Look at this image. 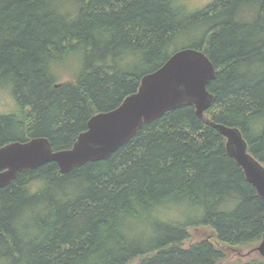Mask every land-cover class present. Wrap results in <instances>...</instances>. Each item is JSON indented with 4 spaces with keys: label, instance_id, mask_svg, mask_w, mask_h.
<instances>
[{
    "label": "trees",
    "instance_id": "16d2710c",
    "mask_svg": "<svg viewBox=\"0 0 264 264\" xmlns=\"http://www.w3.org/2000/svg\"><path fill=\"white\" fill-rule=\"evenodd\" d=\"M181 48L215 67L206 119L238 129L264 166V0H0V92L14 103L0 147L70 149ZM66 65L75 71L59 82ZM263 223L225 139L185 105L106 160L66 174L49 162L0 188V264H264L257 252L229 260L259 245ZM199 227L216 244L184 247Z\"/></svg>",
    "mask_w": 264,
    "mask_h": 264
},
{
    "label": "water",
    "instance_id": "95a60500",
    "mask_svg": "<svg viewBox=\"0 0 264 264\" xmlns=\"http://www.w3.org/2000/svg\"><path fill=\"white\" fill-rule=\"evenodd\" d=\"M215 73V67L202 51L193 48L175 51L161 67L145 74L136 92L124 98L117 108L92 116L70 149L53 151L46 138L10 142L0 147V188L19 173L49 162L56 163L60 172L66 174L87 162L106 160L144 124L187 105L194 107L196 115L225 139L227 153L264 201V166L248 152L240 131L214 124L204 115L214 103L207 87ZM252 252L264 259V223L261 242Z\"/></svg>",
    "mask_w": 264,
    "mask_h": 264
},
{
    "label": "rangeland",
    "instance_id": "374dc122",
    "mask_svg": "<svg viewBox=\"0 0 264 264\" xmlns=\"http://www.w3.org/2000/svg\"><path fill=\"white\" fill-rule=\"evenodd\" d=\"M190 1L195 6H203L208 2H210L211 0H190ZM185 44L186 42H180L176 45V48H180ZM73 68H75V66L74 67H68V65L61 66L58 69L59 76L57 81L66 82L70 80L71 74L75 71ZM13 108H14V103L9 93L7 91L0 92V114L8 113L10 112V110H13ZM202 240H207L213 244H216L214 231L210 228H204V227L190 229V238L184 243V247H189L191 244L200 242ZM255 255L256 252H252V251L241 252L239 255H236V253L233 252L230 254L229 260L233 261V260H237L238 258L245 260V258H253L255 257Z\"/></svg>",
    "mask_w": 264,
    "mask_h": 264
},
{
    "label": "flooded vegetation",
    "instance_id": "af4514ba",
    "mask_svg": "<svg viewBox=\"0 0 264 264\" xmlns=\"http://www.w3.org/2000/svg\"><path fill=\"white\" fill-rule=\"evenodd\" d=\"M28 141V140H27ZM26 142V141H25Z\"/></svg>",
    "mask_w": 264,
    "mask_h": 264
}]
</instances>
